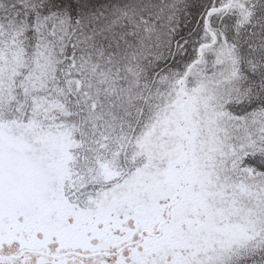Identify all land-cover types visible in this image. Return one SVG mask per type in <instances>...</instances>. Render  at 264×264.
<instances>
[{
    "label": "snow or ice",
    "instance_id": "6c2138e0",
    "mask_svg": "<svg viewBox=\"0 0 264 264\" xmlns=\"http://www.w3.org/2000/svg\"><path fill=\"white\" fill-rule=\"evenodd\" d=\"M0 264H264V0H0Z\"/></svg>",
    "mask_w": 264,
    "mask_h": 264
}]
</instances>
